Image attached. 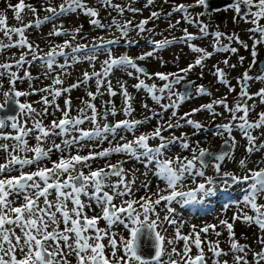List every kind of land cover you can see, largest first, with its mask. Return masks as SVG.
I'll return each mask as SVG.
<instances>
[{
  "label": "snow or ice",
  "instance_id": "snow-or-ice-1",
  "mask_svg": "<svg viewBox=\"0 0 264 264\" xmlns=\"http://www.w3.org/2000/svg\"><path fill=\"white\" fill-rule=\"evenodd\" d=\"M97 2L110 16L112 11L121 17L125 11L132 14L142 12V8L134 6L136 0H130L127 5L113 3V0ZM167 2L168 0H164V3ZM154 3L155 0H145L143 7L147 8ZM45 5L42 6V10L47 14L43 17L39 16L34 5L26 4L25 0H19L14 6L8 5L14 11L15 20L21 22L20 27L9 26L6 16L0 14V32L8 41V43L0 41V52L13 48L20 50L18 59L12 57L15 71L12 70L13 63H0V89L4 88V81H7L9 86L8 90L2 92L4 100L0 102V110L5 109L10 101L16 105L15 114L0 116V140L13 141L11 144H0V151L6 154L4 162L0 163V264H73V260L75 264H207L201 235H207L211 230L216 237H220L222 233L217 231L218 227L227 230L230 248L226 252L220 248L218 239L208 241L207 247L212 253V264H229L227 259L223 261L219 259L221 256H228L229 253L232 254L233 264H264V202H261L264 200V166H261L264 165V157L255 161L254 167H248L251 155L264 150V143L257 145L258 138L252 134L253 130L264 128V111L258 113L257 119H249L252 110L264 105V87H260L256 92L249 91L251 82L259 81L264 84V70L262 74L255 76L249 75L248 70L244 71L239 78V92L233 104H229L227 96L214 98L209 103L192 108L178 117L181 105L193 95H212L204 84L193 87L192 82L187 81L188 74L197 66L203 67L205 61L213 55L206 47L197 46L194 42L198 38L211 35L214 51L236 53L237 48L221 43L224 33L220 31L209 33L208 25L198 23V35L184 28L183 35L179 38L165 36L159 40L152 39L149 41L152 50L135 58L127 53L114 51V48L122 46L123 43L129 45L133 43L128 38L130 30H138L140 33L153 32L154 29L146 28L150 21L164 18L168 20V29H174L180 21L173 24L170 17L174 13H183L184 21L195 22L189 9L196 6L207 9V0H195V4H177L170 12H163L162 9L152 11L149 17L135 24L132 19H125L121 23L115 16L111 18L110 23H104L99 10L90 6L87 0H61L59 4L54 0H45ZM230 8L246 23L253 25L249 29L251 33L259 34V39L254 38L252 46V56L255 58L256 45L264 43V24L261 23L264 20V0H234ZM26 10L33 14L35 19L25 24L22 13L27 14ZM80 15L88 18V23L93 29L111 31L115 28L120 35L107 40L101 36L95 37L91 45L74 43L78 36L84 38L81 35L83 25L70 29L63 23L62 18ZM197 15L202 16L204 13ZM56 21L62 22L57 25ZM45 24L52 25L47 38L66 37L62 43L51 44L41 33L40 38L45 39L47 51L40 47V43L30 41L26 35L28 29H41ZM232 39L238 37L230 36L229 40ZM239 42L243 44V41ZM177 43L187 45L196 54L194 61L188 63L187 67L180 68L178 72L157 71L150 74L144 66L137 63ZM244 47L247 48L248 45L244 44ZM100 54H103L105 59L100 62V69L97 70L96 61ZM58 58L63 62H59ZM243 60L244 57H240V61ZM84 61L89 63L92 71H84L82 79L66 88L63 87L62 75H70L68 69ZM223 63L229 65L227 59ZM255 63L253 59L250 68L255 66ZM25 65L43 66L41 74L45 77L57 69L59 72L52 79L51 85L36 89L32 81L39 79V76L34 77L24 68ZM229 67L234 68L235 65ZM21 70L22 76L18 75ZM116 70L124 72L129 77L134 76L138 81L133 85L134 88L143 90L163 111L171 110L168 120L164 121L160 113L153 111L151 116L146 115L143 119L128 118L115 123L109 122V114L113 117L117 114L115 106L105 107L101 113L93 101L97 96L103 95L101 88L106 81L108 94L110 96L117 94L113 91L111 80L108 79ZM214 74L220 84L228 87L229 92H236L223 68L215 66ZM154 78L164 82L162 86L146 82ZM93 79L96 91L87 92L90 100H82L83 106L77 109L76 116L70 114L72 109L70 98L64 100L63 109L55 103L62 94L70 93L82 84L87 85ZM25 80L28 82L29 91L17 90V83H23ZM118 83L125 101L123 114L125 117H131L134 111L132 97L126 83L123 81ZM175 85H182L185 90L173 91ZM37 92L48 93L52 97L51 100L48 96L41 97L46 106L42 112H37L31 103H22L19 99ZM165 96L169 102L161 103ZM256 98L259 99V105L255 103ZM248 101L254 102L249 105ZM49 105H54L56 110L61 111L62 118L58 121L53 119L50 126H45L43 119L34 117L49 114L47 107ZM217 106L224 111L218 112ZM144 107L147 108V105ZM202 111L208 112L213 119L227 112L229 119L226 123L215 124L214 127L205 126L192 118ZM157 116L160 119L152 131L137 135L139 126ZM101 119L104 120L102 125L99 122ZM29 120H32V127H27ZM86 121L90 122L91 128L82 127ZM9 127L14 134L4 131ZM182 127H191L192 136L203 133L205 139L207 133L211 132L213 139H222L220 150L213 151L202 147L205 141H193L186 133L180 136L162 134L169 130L174 132L175 129ZM234 131H238L242 139L247 141L245 155L238 161L235 156L238 142ZM33 133L35 144H30L29 137ZM121 133H131L133 139L129 140ZM69 134L70 139L63 138L60 143H56V137H67ZM157 139L159 143L156 146L150 145V140ZM105 142L108 143V147L100 151L90 150L87 155L80 154L88 143L95 148ZM49 143L50 146L45 147ZM177 145L182 150L190 151L191 158L178 154L175 157L165 155ZM66 150L69 152L67 156L64 155ZM73 150L76 154H71ZM54 151L59 153L57 160L51 159ZM113 154H122L129 159L141 161L146 169L154 166L153 175L165 187L160 188L157 184V191L152 192L151 182L145 179L141 183L145 195L138 199H123L133 196L132 186L136 182L135 175L131 180L126 178L124 164L127 161L118 160L115 164L107 163L104 167H97L94 170L91 165V162L98 158L107 159ZM46 162L51 163V167H48ZM229 163L236 164L242 174L224 170ZM33 167L35 170L25 171L26 168ZM84 168L89 169L87 174ZM209 169L213 171L212 175L207 174ZM147 174L145 171L144 175ZM112 177L118 179L112 182ZM197 178H200L199 182ZM189 179L194 186L184 190L185 181ZM233 185L244 187L241 189L242 196L239 199L230 200L222 206L225 213L230 208H235L236 211L230 219L218 218V224H205L200 228L193 224L189 233H182V225L175 218L174 204L184 207L206 203L209 198L217 195L219 186L228 189ZM53 192L54 200L50 198ZM117 198H121L119 205L115 203ZM69 203L72 205L71 208L68 207ZM93 204L101 210L102 215L87 214V210H92ZM158 207H162L165 213L163 216L157 210ZM101 219L106 223L105 228L98 227ZM237 221L246 228L253 225L257 227L259 235L256 243L260 246L259 251L254 250L248 243H240L237 239L234 231V224ZM164 224L175 229L173 237L169 238L163 234L167 231L162 227ZM113 228L123 231H113ZM181 241L183 246L178 248L176 245ZM168 246H171L170 250ZM193 246L197 250L195 255Z\"/></svg>",
  "mask_w": 264,
  "mask_h": 264
},
{
  "label": "rangeland",
  "instance_id": "rangeland-1",
  "mask_svg": "<svg viewBox=\"0 0 264 264\" xmlns=\"http://www.w3.org/2000/svg\"><path fill=\"white\" fill-rule=\"evenodd\" d=\"M19 2V0H0V14H3L7 18V23L9 26L14 27H20L21 22L16 21L14 18V11L11 7L8 5H16ZM56 4H59L61 0H54ZM90 6L96 7L99 10L100 17L102 18V21L104 23H110L111 18L115 16L118 20H120L121 23L125 19H132L134 24L138 23L141 19L149 17L150 13L152 11H161L163 12H170L172 7L177 4H195V0H168L167 3H164V0H155L154 5L149 6L147 8H144L143 5L145 3V0H136V3L134 4L135 7L142 8V12L132 14L130 12L125 11L123 17L119 16L115 11L111 12V16L108 14V11H105L104 8L101 7V5L97 2V0H87ZM130 2V0H113V3H119L121 5H127ZM26 4H32L34 5L37 10L40 17H43L47 13H45L42 10V6L45 5V0H25ZM191 16L195 22L188 23L182 19L183 13H174L171 17V23L176 24V21H180L179 24L176 25L174 29H168V20L161 18L160 20H154L150 21L149 24L146 26V28L154 29L153 32L145 31L143 33H140L138 30H130L129 31V39L133 41L131 45L127 43H123L122 46H118L114 48L115 52L118 53H127L128 55L132 56L133 58L142 55L144 52L151 51L152 46L149 43L150 40L155 39L159 40L163 37L167 36L169 38L175 36L177 38L181 37L183 35L182 29L187 28L189 32L193 34L199 33V29L197 27L198 23L206 24L208 25V31L209 33H214L216 31H220L224 33V36L221 38V43L228 44L231 47L237 48L236 53L231 52H216L214 51L212 45H213V37L211 35L203 38H198L194 43L197 46L200 47H206L208 51L213 52V55L211 58L207 59L204 63L203 67L197 66L195 67L187 76V81L192 82L193 87L195 85L204 84L209 91L212 93L211 96H196L193 95V97L189 100H186L181 107L178 110V117L182 116L185 112L190 111L192 108L199 107L202 104L209 103L212 99H219L224 96H227V100L229 104H233L236 100L237 94L239 92V78L242 77L244 71L248 70L249 75L255 76L262 74V70L259 69L257 66V62L262 58L264 55V43L257 44L256 45V52L257 55L254 58L252 56V46L254 43V38L259 39V34H254L249 31L250 28L253 27L250 23H246L243 19L237 16L235 11L229 7L220 9L218 11H213L211 13H207L203 6H196L189 9ZM22 13V16L24 17L23 23H28L30 20H34L35 17L30 12ZM198 13H204V15L200 16L197 15ZM250 19V18H249ZM63 23L68 28H73L79 25H83L82 29V36L83 39L80 38V36L77 37V40L74 43H82V44H88L91 45L93 42V39L95 37L101 36L104 37V39H113L120 35V33L115 29L112 28L111 31L101 30V29H93L92 26L88 23V18L80 15V16H69L66 18H62ZM62 21H56V24L59 25ZM262 24H264V20L261 21ZM52 29L51 24H45L41 27V29H35L30 28L26 31V35H28L29 40L33 42L40 43V47L47 51L48 47L45 46V39L40 38V34L43 33V37L47 38V33ZM235 35V37H238V39H232L229 40L230 36ZM18 37H14L16 39ZM66 37H52L47 38L50 40L51 44H59L62 43L63 40ZM0 41H3L4 43H8L7 38L4 37L3 33L0 32ZM239 41H243V44H241ZM244 44L248 45L247 48L244 47ZM26 51V49H25ZM66 51H70V49H66ZM20 50L17 48H13L10 51L4 50L0 52V63L9 62L13 63V71L16 70L15 64L12 60V57L15 56L16 59L19 58ZM82 55V54H80ZM240 57H244L243 62L240 61ZM30 58V57H28ZM196 58V54L191 51V49L183 44V43H177L171 46H168L167 48L160 50L157 55H154L151 58H148L144 61H137L138 64L144 66L147 71L152 74L157 71L162 72H178L180 68L187 67L188 63L194 61ZM105 59V56L103 54L99 55L98 60L96 61V69H100V62ZM227 59L229 61V65H235V67H229V65H226L223 63V61ZM253 59H255L256 63L255 66H252L250 68V65H252ZM59 62H63L61 58H58ZM71 63V61H70ZM215 66H218L220 68H223L227 74V78L231 82L232 86L236 88V92H229L228 87L220 84L217 77L215 76ZM25 69L29 70L31 74L36 77L39 76V79H35L32 81L33 86L36 89L39 88H45L51 85L52 79L55 77L57 72H59V69L52 72L48 77H45L41 74V72L44 70L43 66H24ZM84 71L91 72L92 69L88 62L84 61L81 63H78L74 65L73 67L68 69V72L70 75L63 76L62 79L64 80L63 87H68L73 83H76L78 79H82V73ZM201 72L203 73V76L201 77ZM18 75H23V70L18 72ZM143 78V77H141ZM108 79L111 80L113 91H115L117 94L115 96H110L107 92V81L105 82L104 86L101 88V92L103 95L97 96L96 100L93 101L96 104V107L99 112L103 113L105 107L111 108L113 105L117 109V114L115 117H113L111 114L108 116V121L115 123L118 120L122 119H143L146 115L151 116L152 112L155 111L157 113H160L163 116V120L166 121L171 116V110L169 111H163L155 101L151 99L150 96H148L143 90H137L133 87L134 84H136L138 81L133 77L127 76L124 72L116 70L114 71V74L111 75ZM118 81H123L126 83L127 90L129 94L132 97L131 104L134 109L131 117H125L123 114V107H124V98L121 94V88L118 83ZM148 83H156L158 86H162L164 82L160 81L158 78H154L153 80H147ZM8 83L7 81H4V88L0 89V102H3L4 97L2 95L3 91L8 90ZM57 87H60V85H57ZM260 87H264V84H262L259 81L251 82L249 85V91L250 92H256L259 90ZM17 90H23V91H29L28 88V82L25 80V82L20 83L18 82L16 85ZM182 86L181 85H175L173 88V91H181ZM96 91V85L95 80L93 79L90 81L87 85H81L79 88L73 89L70 93L62 94L61 97L57 98L55 103L60 105V108L63 109L65 107L64 100L70 98L72 101V109H71V116H76L77 109L82 107V100H90V98L87 96V92ZM42 96H48V99L51 100L52 97L48 95V93H40L37 92L36 94L29 95L27 97H21L19 98L22 103L27 102L31 103L32 106L37 110V112H42L44 107H46L42 100ZM175 99V97H173ZM107 102V103H105ZM168 99L165 96V99L161 103H168ZM254 101H248L249 105L253 104ZM255 103L259 105V99H255ZM147 105V108L144 107V105ZM48 107V113L46 116H36L35 119H43V123L45 126H50L51 121L53 119H56L57 121L62 118V112L59 110H56L54 105H49ZM218 112L224 111L219 106H217L216 109ZM260 111H264V105L257 106L254 110H252L249 114L250 120H255L258 118V113ZM54 113V115L52 114ZM193 119L201 122L205 126H211L214 127L217 123H226L229 119L228 113L224 112L223 116H217L215 119L212 118V116L206 112L202 111L200 113L195 114ZM160 119L159 116L154 117L151 119L148 123L144 124L143 126H139L137 129V135L142 132H149L152 131L154 127L157 126V121ZM101 125L104 123V120L101 119L99 121ZM163 122V121H161ZM175 122V120H173ZM21 123H23V117L21 118ZM183 123V121H181ZM27 127H32V120H29L27 123ZM83 128L88 129L91 128L92 125L90 122L86 121L84 125H82ZM5 132H13V130L9 127L4 129ZM192 129L191 127H182L179 129L165 131L162 134L165 136H170L172 134H175L176 136H180L182 133L188 134L193 141L196 140H202L205 141L201 146L210 148L213 151H216L220 145L222 144V139L216 138L213 139V134L211 132L207 133V139H205V135L203 133L198 134L196 136H192ZM14 134V132H13ZM237 140V149L235 152V156L237 161L242 158L245 155V149L247 146V141L245 139H242L240 133L238 131H234L233 133ZM252 134L254 136H257V145L264 143V128L262 129H256L253 130ZM33 133L29 137L30 144H35ZM121 135H126L127 139L131 140L133 139V136L131 133H121ZM63 138H71V134L67 137H56V143H60L61 139ZM111 139V137H109ZM118 140V137H117ZM2 143H13V141H3L0 140V144ZM150 145L156 146L159 143V140H150ZM50 146L49 144H46L45 147ZM195 146V145H193ZM108 147V143L105 142L104 144L97 146L93 148V145L91 143H88L86 147H84L80 154L81 155H87L90 150L100 151L102 148ZM71 154H76L75 150L72 151ZM180 156H188L191 158V152L187 150H182L178 145L175 147H172L169 151L165 153L166 156L169 157H175L176 155ZM6 154L3 151H0V163L4 162V156ZM23 155V153H21ZM31 156V153L28 154ZM65 156L69 155V152L66 150L64 153ZM59 157V153L53 152L51 159L57 160ZM262 157H264V150H260L258 152H254L250 157V163L248 165L249 168H252L255 166L254 162L257 160H260ZM118 160H126L127 162L124 164L125 174L127 180H131L133 175L136 177V182L132 186L133 190V196L132 197H124L123 199H129V198H135L138 199L140 196L145 195L144 189L141 187L142 181L147 179L150 181V190L152 192L157 191V184H159L160 188H164L165 185L158 181L157 178L153 175L154 166H150L148 169L145 168L144 163L141 161H136L133 159H129L127 156L122 154H113L111 157L107 159H97L93 162H91L92 169L94 170L97 167H104L107 163L115 164ZM47 163L48 167H51V163ZM264 166V165H261ZM35 170V168H26L25 171H32ZM84 172L87 174L89 171L88 168L83 169ZM135 170V171H133ZM227 171H234L237 174H242L240 172V169L237 167L236 164L229 163L227 168L224 169ZM145 171H147V176L144 175ZM18 174V173H13ZM208 175H212L213 171L211 169L207 172ZM64 177H62L63 179ZM118 178L112 177V182H115ZM200 178H197V182H199ZM194 186L192 184V181L186 180L185 181V189L187 190L188 187ZM242 187L244 185H233L231 188L223 189L222 186H219V190L217 192V195L209 198V200L206 203L197 204L195 206H184L181 207L179 204H174L173 207L176 208L175 218L177 219L178 223L182 225L181 231L184 234H187L191 231V226L194 224L197 226V228L202 227L205 224H218V218H228L230 219L233 215V213L236 211L235 208H230L226 213L224 212L222 206L225 203H228L230 200H236L239 199L242 196ZM108 191H111L110 189H106ZM51 199H55V193L53 192ZM121 198H117L115 203L117 205L120 204ZM261 202H264L262 200ZM69 208L72 207L71 203L68 205ZM161 216H163L165 213L162 210V207H158L157 209ZM87 214L89 216L92 215H102V212L99 208L96 207L95 204L92 206V210H87ZM63 227V225H61ZM98 227L105 228L106 223L102 219L98 222ZM163 228H166V233H163L167 235L169 238L173 237L175 234V229L172 226H169L167 224L162 225ZM113 231L121 232L122 229L113 228ZM217 231H221V236L216 237L210 230V232L205 235L202 234V246L204 247L205 251V257L207 264H212V253L209 252L207 244L208 241H216L217 239L220 241V248L224 251H228L230 248L229 244V238L228 233L226 229H221L220 227L217 228ZM234 231L236 232L237 239L240 240V243H248L254 250L259 251L260 246L256 243L257 236L259 235V231L255 225H253L250 228H246L242 225L240 221H237L234 224ZM126 235V233H124ZM245 238H241V237ZM106 242V240H105ZM178 248H182L183 242H179L176 245ZM169 250L171 246H168ZM197 250L193 246V255H195ZM221 261L227 259L229 264H233L232 260V254L229 253L228 256H221L219 258ZM73 264H75V261L73 260Z\"/></svg>",
  "mask_w": 264,
  "mask_h": 264
},
{
  "label": "water",
  "instance_id": "water-1",
  "mask_svg": "<svg viewBox=\"0 0 264 264\" xmlns=\"http://www.w3.org/2000/svg\"><path fill=\"white\" fill-rule=\"evenodd\" d=\"M233 2L234 0H207L208 8L207 9L204 8V9L207 13H211L213 11H218L220 9L229 7L230 4ZM257 66L259 69H264V55L257 62ZM184 90L185 89L182 87L181 91H184ZM15 111H16V105L10 101L8 103V106L5 109L0 110V116L13 115L15 114ZM219 150H220V147L216 151H219Z\"/></svg>",
  "mask_w": 264,
  "mask_h": 264
}]
</instances>
